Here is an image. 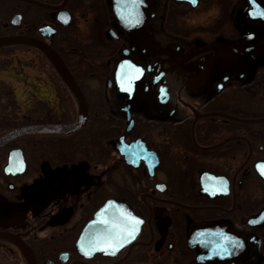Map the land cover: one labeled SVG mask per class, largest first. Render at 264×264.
Masks as SVG:
<instances>
[{"label": "flooded vegetation", "instance_id": "af4514ba", "mask_svg": "<svg viewBox=\"0 0 264 264\" xmlns=\"http://www.w3.org/2000/svg\"><path fill=\"white\" fill-rule=\"evenodd\" d=\"M231 1L225 25L207 38L173 31L166 18L172 7L211 0H152L148 25L136 31L120 23L115 0H0V36L31 35L53 46L89 107L74 130L22 133L0 144V264L264 263V46L236 48L262 45L264 20L249 16L247 0ZM86 16L103 61L74 51L75 22ZM20 48L46 65L57 104L32 89L20 99L0 76V138L76 122L77 96L39 47L0 45V70L21 65ZM94 70L115 93L104 94L103 109H92L85 88ZM126 75L138 77L132 93L121 91L129 89ZM109 200V237L104 229L84 236ZM210 223L246 238L247 253L231 256L227 247L214 262L201 261L190 236ZM118 242V250L109 247Z\"/></svg>", "mask_w": 264, "mask_h": 264}, {"label": "water", "instance_id": "95a60500", "mask_svg": "<svg viewBox=\"0 0 264 264\" xmlns=\"http://www.w3.org/2000/svg\"><path fill=\"white\" fill-rule=\"evenodd\" d=\"M248 1V14L251 18L264 20V0H247ZM115 9L118 19L123 26L130 31H136L143 29L149 23L150 12L152 8V0H115ZM10 43H25L33 46L39 47L53 62L63 79L69 85L70 89L77 96L79 101L80 110L79 117L76 122L71 124H54V125H32L23 128H18L0 138V144L5 142L9 138L22 133L36 132V131H70L82 126L88 117L89 107L85 94L80 87L79 83L73 76L71 70L65 63L59 52L51 46L46 41L31 36V35H5L0 36V45L10 44ZM264 46L258 45V47H236L240 51H254L260 49ZM117 70V79L122 78V74L119 75V71L124 69L121 67L123 62L119 63ZM129 68V67H128ZM134 72H137L136 66H132ZM140 69V68H138ZM124 76V73H123ZM127 81L130 82L129 89H121V91L128 90L132 93L133 86L137 81L138 77H130L126 75ZM13 158V153L10 154V161ZM24 162H22V165ZM113 205V200H109L104 206H102L94 215L93 219L89 222L85 228L83 235L96 234L98 230H102L109 237V230L112 227V212L111 207ZM121 222L120 220H118ZM118 222V228L120 224ZM193 244L200 247L201 252L199 253V259L201 261L212 263V258H217L218 256H223L227 247L230 249V255L236 253L237 256H243L247 253L249 249V242L246 238L239 236L235 231L224 229L220 224L210 223L205 225H200L195 227L190 236ZM101 246V245H96ZM224 250V252H223ZM233 250V251H232Z\"/></svg>", "mask_w": 264, "mask_h": 264}, {"label": "rangeland", "instance_id": "374dc122", "mask_svg": "<svg viewBox=\"0 0 264 264\" xmlns=\"http://www.w3.org/2000/svg\"><path fill=\"white\" fill-rule=\"evenodd\" d=\"M231 4V0H211L210 4L208 2L203 3L198 8L191 10L185 6H180L179 9L175 10L171 6V11L166 18V25L169 29L188 36L201 35L211 38L220 30L219 28L226 19ZM75 24L74 30L79 36V44L74 51L78 52L79 50L80 52L82 50L81 53L87 55L91 62L95 61V56L97 59L101 57V61H103L107 54L102 50L100 51L101 54H97V50H95L97 47L93 45V34L90 33L92 22L88 20V16L77 17ZM18 52L20 53L21 65L15 66V63L5 65V68L0 70V76L11 80L16 85V93L20 99L27 101L30 95L29 90L32 89L44 102L52 101L56 105L57 98L54 96L56 89L48 81L46 65L42 64L40 59L29 49L20 48ZM101 76L102 73L99 75V71L95 72L94 70L85 83L93 110L105 107L104 94L107 96L115 94L113 88L108 90L103 84L104 80H101Z\"/></svg>", "mask_w": 264, "mask_h": 264}, {"label": "snow or ice", "instance_id": "6c2138e0", "mask_svg": "<svg viewBox=\"0 0 264 264\" xmlns=\"http://www.w3.org/2000/svg\"><path fill=\"white\" fill-rule=\"evenodd\" d=\"M192 2L195 3V0H192ZM134 223H139V221H136V222H134ZM128 235H129V236H132L133 233H132V232H129ZM122 246H123V243H122V242H118L117 244H109V247L113 248L114 251H115V250H118V248H119V247H122ZM113 254H114V252H113Z\"/></svg>", "mask_w": 264, "mask_h": 264}]
</instances>
